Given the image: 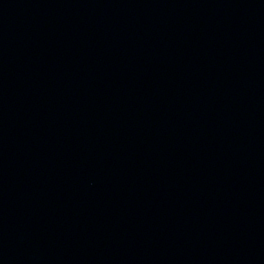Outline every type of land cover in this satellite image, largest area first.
I'll return each instance as SVG.
<instances>
[{
  "label": "water",
  "instance_id": "95a60500",
  "mask_svg": "<svg viewBox=\"0 0 264 264\" xmlns=\"http://www.w3.org/2000/svg\"><path fill=\"white\" fill-rule=\"evenodd\" d=\"M264 0H0V264H254Z\"/></svg>",
  "mask_w": 264,
  "mask_h": 264
}]
</instances>
